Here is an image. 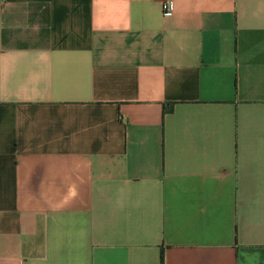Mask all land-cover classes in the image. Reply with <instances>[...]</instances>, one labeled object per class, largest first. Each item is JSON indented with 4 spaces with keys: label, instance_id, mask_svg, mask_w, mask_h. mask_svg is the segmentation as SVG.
<instances>
[{
    "label": "crops",
    "instance_id": "crops-1",
    "mask_svg": "<svg viewBox=\"0 0 264 264\" xmlns=\"http://www.w3.org/2000/svg\"><path fill=\"white\" fill-rule=\"evenodd\" d=\"M0 0V264H264V0Z\"/></svg>",
    "mask_w": 264,
    "mask_h": 264
},
{
    "label": "built area",
    "instance_id": "built-area-1",
    "mask_svg": "<svg viewBox=\"0 0 264 264\" xmlns=\"http://www.w3.org/2000/svg\"><path fill=\"white\" fill-rule=\"evenodd\" d=\"M173 2L172 0H163L161 3V10L163 15H171L173 12Z\"/></svg>",
    "mask_w": 264,
    "mask_h": 264
}]
</instances>
